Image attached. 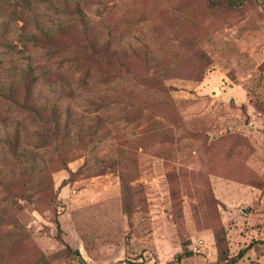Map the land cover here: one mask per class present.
I'll return each mask as SVG.
<instances>
[{
    "label": "rangeland",
    "instance_id": "1",
    "mask_svg": "<svg viewBox=\"0 0 264 264\" xmlns=\"http://www.w3.org/2000/svg\"><path fill=\"white\" fill-rule=\"evenodd\" d=\"M245 1L87 12L101 39L145 55L137 77L178 89L163 93L106 66L81 83L0 0V88L33 67L37 101L67 124L42 146L38 124L0 101V264H225L249 245L235 264H264V0ZM39 6L47 27L63 21Z\"/></svg>",
    "mask_w": 264,
    "mask_h": 264
},
{
    "label": "trees",
    "instance_id": "2",
    "mask_svg": "<svg viewBox=\"0 0 264 264\" xmlns=\"http://www.w3.org/2000/svg\"><path fill=\"white\" fill-rule=\"evenodd\" d=\"M107 0H5L4 14L14 22L23 23L21 30L24 38L30 43L33 49L42 50L49 58H62L69 63L70 68L80 73V82L86 83L90 78L91 72L100 66H106L113 69L115 74L113 78H123V75H131L135 81L142 82L150 88L160 92H177L167 85L158 82L157 77L147 79L146 81L136 76L135 65L145 60V55L138 51H127L120 44L113 43L111 38L101 39L99 30H96L88 11L95 6L105 4ZM212 8L237 9L245 4V0H206ZM51 3L56 14L63 18V21L54 27H47L37 18L39 5ZM105 6V5H104ZM30 20L33 22V28L30 27ZM63 63V62H62ZM106 81V80H105ZM38 77L35 69L28 66L24 75L16 83H12L6 88H0V101L9 107L15 109L20 114L32 118L40 127L39 144L48 146L51 144V137H57L58 132L67 128V124L61 121L59 109L55 106L48 108L40 104L35 97V86ZM18 139L14 138L11 143V152L15 153ZM38 144V145H39ZM55 147V146H54ZM67 153L57 155L56 162L65 166ZM32 179L28 178L31 183ZM23 186V181L18 182ZM39 193H43L49 188V180L43 178L39 187ZM128 214V211H127ZM59 229L58 222L56 223ZM251 248L242 249L236 256L226 259L225 264H235L240 260L245 252ZM77 257L78 252L74 253Z\"/></svg>",
    "mask_w": 264,
    "mask_h": 264
}]
</instances>
